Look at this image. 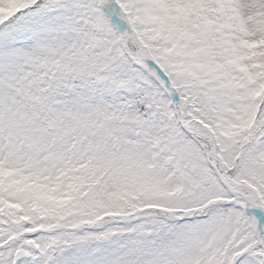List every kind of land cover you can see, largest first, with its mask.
<instances>
[{"label":"snow or ice","instance_id":"1","mask_svg":"<svg viewBox=\"0 0 264 264\" xmlns=\"http://www.w3.org/2000/svg\"><path fill=\"white\" fill-rule=\"evenodd\" d=\"M0 264H264V0H0Z\"/></svg>","mask_w":264,"mask_h":264}]
</instances>
